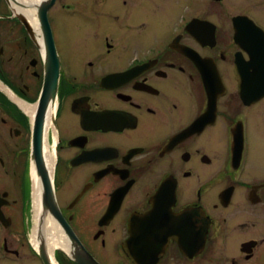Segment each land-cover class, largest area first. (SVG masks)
Segmentation results:
<instances>
[{
    "label": "flooded vegetation",
    "instance_id": "1",
    "mask_svg": "<svg viewBox=\"0 0 264 264\" xmlns=\"http://www.w3.org/2000/svg\"><path fill=\"white\" fill-rule=\"evenodd\" d=\"M187 1L0 0V225L33 164L56 264H264V0Z\"/></svg>",
    "mask_w": 264,
    "mask_h": 264
},
{
    "label": "rangeland",
    "instance_id": "2",
    "mask_svg": "<svg viewBox=\"0 0 264 264\" xmlns=\"http://www.w3.org/2000/svg\"><path fill=\"white\" fill-rule=\"evenodd\" d=\"M189 1V0H188ZM188 1L186 4H188ZM202 3V0H194V6L197 8ZM24 170L21 169V167L16 171V174L14 175L16 178H14V181L16 183V194L18 196L19 200V206H18V216L17 220L14 221L16 223L15 225V232L16 236L14 234L13 229H10V226L8 228H3L0 225V241L2 239H5L7 244L12 243L11 250L17 251V256L14 255H7L4 252L2 255L0 254V264H41L40 261L37 259H33L30 257V241H29V233L30 231V223H31V212H30V200H29V206L28 210L26 211L25 205L26 200L22 197V183L26 184V191H27V174L26 172H23ZM0 175L2 176V171L0 170ZM0 181L5 182L6 185H10L9 180L5 179V177L1 178ZM18 185V187H17ZM7 214H11L13 216H16V209H8L6 211ZM7 216V215H6ZM28 217V219H27ZM29 221V226L27 228ZM27 228L26 233H24V230ZM18 238L20 241H18ZM29 250H28V248Z\"/></svg>",
    "mask_w": 264,
    "mask_h": 264
},
{
    "label": "bare ground",
    "instance_id": "3",
    "mask_svg": "<svg viewBox=\"0 0 264 264\" xmlns=\"http://www.w3.org/2000/svg\"><path fill=\"white\" fill-rule=\"evenodd\" d=\"M29 175L32 189V230L31 235L29 233V241L34 249H37L43 242L51 264H56L53 259V251L62 246L63 235L58 225L49 217L46 218L41 210V186L33 164Z\"/></svg>",
    "mask_w": 264,
    "mask_h": 264
},
{
    "label": "water",
    "instance_id": "4",
    "mask_svg": "<svg viewBox=\"0 0 264 264\" xmlns=\"http://www.w3.org/2000/svg\"><path fill=\"white\" fill-rule=\"evenodd\" d=\"M34 143H35V155L33 158L35 160L37 167L39 168L38 175L41 179V182L43 184V189H44L43 208L49 209L52 214H55V206H54L52 196H51V192H50V188H49V178H48V175H47L46 171L44 170V168L43 169L40 168V167H42V164H41L42 159H41V156L39 153V147L37 145V142H34ZM0 222L3 225H6L5 224L6 219L4 218L1 211H0ZM58 224H61V222L58 221ZM36 252H37V255H38L42 264H51V261H50L48 255L45 251L43 242L39 244L38 248L36 249ZM85 258H86L85 260L87 261L86 264H92L89 260H87L88 259L87 257H85ZM73 260L75 262L80 263V264H85V263L80 262L76 258H74Z\"/></svg>",
    "mask_w": 264,
    "mask_h": 264
}]
</instances>
